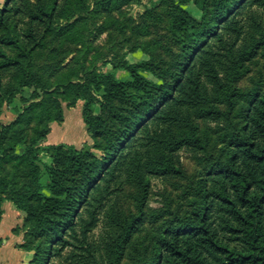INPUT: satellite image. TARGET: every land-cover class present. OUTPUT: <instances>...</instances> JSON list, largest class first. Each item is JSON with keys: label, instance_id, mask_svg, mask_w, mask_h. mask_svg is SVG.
<instances>
[{"label": "trees", "instance_id": "obj_1", "mask_svg": "<svg viewBox=\"0 0 264 264\" xmlns=\"http://www.w3.org/2000/svg\"><path fill=\"white\" fill-rule=\"evenodd\" d=\"M162 1L172 18V33L193 42L188 71L187 66L183 75L172 74L167 80L149 61H125L112 64V72L95 71L80 82L66 84L74 102L85 101L84 124L102 159L74 145H42L50 128L38 130L24 152L17 153V146L26 139L21 124L33 118L44 100L59 110L51 121L64 119L54 96L39 101L47 85L32 70L34 56L52 30L53 13L41 10L27 34L8 40L13 56L0 51V69L13 70L19 84L6 89L0 85V116L3 105L24 88L33 90L29 98L21 96L24 108L15 123L4 126L0 122V168L9 163L16 169L25 167L28 181L16 188L15 182L0 175V190L11 193L9 200L32 225L25 238L30 245L19 247L34 250L35 263L44 249L35 242L44 239L49 256H61L70 249L66 264H120L143 211L129 219L112 199L132 186L143 192L144 203L145 169L156 176L182 174L175 154L188 149L214 165L204 183L200 206L188 219L174 216L157 243L153 264H264V95L252 97L236 87L247 63L264 46V27L255 10L264 9V0ZM192 3L204 13L213 6L214 24L194 19L185 10ZM245 20L261 34L254 45L245 37ZM35 22L43 27L40 36ZM0 28L9 29L2 12ZM117 70L126 72L128 78H118ZM94 93L100 94V115L92 109ZM239 98L249 104L242 127L235 119ZM213 104L226 109L207 108L199 117L223 120L231 128L228 159L210 152L207 137L190 113ZM101 219L106 229L93 244L89 235Z\"/></svg>", "mask_w": 264, "mask_h": 264}, {"label": "rangeland", "instance_id": "obj_2", "mask_svg": "<svg viewBox=\"0 0 264 264\" xmlns=\"http://www.w3.org/2000/svg\"><path fill=\"white\" fill-rule=\"evenodd\" d=\"M41 10L53 13L52 30L45 36L43 47L36 52L32 70L40 75L47 85V91L40 92L42 98L39 101L50 95L54 96L60 102L64 119L62 122L51 121L52 117L59 115V110L53 103L44 100V105L34 111L33 118L21 124L26 129V139L17 146V153L24 152L26 144L37 135L38 130L42 132L50 128V133L42 145H53L49 142L54 139L61 140L58 144L74 145L78 150L91 152L98 159H102L101 151L96 149L95 141L84 124L85 101L79 99L74 102L73 91L66 84L69 81L80 82L95 71L112 72V64L125 61L130 64L149 61L157 71L163 73L165 79L171 80L172 74L183 75L187 66L186 71L189 70L193 60V42L185 38L181 40L172 33V18L167 4L162 0H0V12L9 26L8 30L0 28V51L13 56L14 52L7 45L8 40L13 36L27 34L34 15L39 14ZM185 10L199 23L207 21L214 24V7L211 5L207 13L193 3L187 5ZM255 10L264 27V9ZM244 22L247 25L245 37L250 41V45H254L260 41L261 34L249 21ZM34 26L38 28L40 36L44 31L43 27L38 26L37 22ZM116 74L120 79L128 78V74L122 70H117ZM145 75L159 82L151 74ZM0 85L4 89L19 86L13 77V70L0 69ZM236 87L252 97L264 95V46H261L257 55L247 63L245 73L238 80ZM32 91L30 88H24L21 95L14 97L11 103L3 105L0 122L4 126L17 121L18 114L22 113L24 108L21 96L29 98ZM99 95L92 94V109L96 115L101 114ZM248 105L247 99L239 98L235 119L240 127L243 126ZM207 108L225 111L226 106L213 104L192 109L190 113L199 124L202 134L207 137L210 152L220 159H228L231 154V128H228V124L223 120L200 118L199 114ZM106 118L108 119V116ZM101 144L104 148L107 147L106 141H101ZM175 160L182 174L156 176L149 172L150 168L145 169L147 192L144 203L143 192L132 186H126L122 193L112 199L111 203L129 219L131 216L136 217L140 210L143 211L120 264H153V258L158 251L157 243L173 223L174 216L188 219L200 206L201 194L205 190L204 183L214 163L208 162L204 155L188 149L177 152ZM25 173V167L16 169L12 163L0 168V175L15 182L16 188L22 187L28 181ZM10 196V192L0 190V222L3 205L8 203L17 209L9 200ZM18 211L21 226L13 229L12 233L21 234L20 245L28 246L30 243L25 238L27 234L30 235L32 225L26 222L27 215ZM102 221L101 219L98 227L89 235L93 244L100 241L106 229ZM31 239L29 237L28 240ZM35 243L44 247L36 263L33 261L35 251H26L18 245L22 255H26L22 264H66L64 258L70 249L65 250L61 256H49L46 240H36ZM9 256L10 262L21 264L22 258L18 259V254L10 253Z\"/></svg>", "mask_w": 264, "mask_h": 264}, {"label": "crops", "instance_id": "obj_3", "mask_svg": "<svg viewBox=\"0 0 264 264\" xmlns=\"http://www.w3.org/2000/svg\"><path fill=\"white\" fill-rule=\"evenodd\" d=\"M60 142L61 140L55 141L54 139L50 141L49 144L52 143L54 145ZM11 206L13 205L8 203L3 205V215L0 222V264H14L9 260L10 253L18 254V259L22 258L21 264L23 263V259L26 257V255H22V251L18 248V245L22 243V235L12 233L13 229L21 226V217L19 215V211L15 209L14 206Z\"/></svg>", "mask_w": 264, "mask_h": 264}]
</instances>
